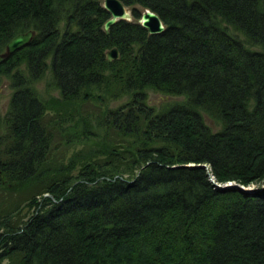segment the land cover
Here are the masks:
<instances>
[{"label": "trees", "instance_id": "16d2710c", "mask_svg": "<svg viewBox=\"0 0 264 264\" xmlns=\"http://www.w3.org/2000/svg\"><path fill=\"white\" fill-rule=\"evenodd\" d=\"M117 1L0 0V263L264 264V0Z\"/></svg>", "mask_w": 264, "mask_h": 264}, {"label": "water", "instance_id": "95a60500", "mask_svg": "<svg viewBox=\"0 0 264 264\" xmlns=\"http://www.w3.org/2000/svg\"><path fill=\"white\" fill-rule=\"evenodd\" d=\"M102 8L109 14V18L104 22L102 30L107 32L109 27H111L115 22L119 20L130 21V13L126 11V8L117 0H102ZM137 23L144 29L147 30L148 34L154 35L159 34L163 31V25L158 19V17L150 12L149 10H143L140 14V18ZM35 33L33 31H27L23 34H18L13 37L4 47V51L0 53V64L3 63L8 57H10L14 52L18 51L20 48L26 46L34 37ZM118 54L116 49H110L105 53V59L108 62L116 60ZM207 169V167H204ZM217 190H231L242 194H251L249 191H245L241 187L236 185H226V186H215Z\"/></svg>", "mask_w": 264, "mask_h": 264}, {"label": "rangeland", "instance_id": "374dc122", "mask_svg": "<svg viewBox=\"0 0 264 264\" xmlns=\"http://www.w3.org/2000/svg\"><path fill=\"white\" fill-rule=\"evenodd\" d=\"M127 11L130 12V9L127 8ZM143 11V10H140ZM141 14V13H140ZM140 18V17H139ZM138 21V20H137ZM43 85H44V81H41L38 85H37V89L42 93L43 98L46 97L45 92L43 91ZM9 89H8V85H7V80L4 78H0V112H4L5 106H6V101L8 99L9 96ZM51 94L54 95L53 92H51ZM181 99L179 97H170V96H164L158 93H154V92H147V103L150 106H154L155 108L157 107H161V106H165V105H170L172 103H176V102H180ZM120 102L115 101L113 104L111 103V105H117ZM88 148H92L91 145H87ZM203 167V166H201ZM206 167V166H204ZM206 171H208L207 169H205ZM209 181L213 184H215V186H226V185H236L238 187H241L242 189H244L245 191H249L250 193H252V189H256L257 186L254 184H250L248 186H241V185H237L233 182H227L224 184H216L215 182H213L212 178L209 176ZM44 197H48L47 194L43 195ZM0 264H7L6 261H3Z\"/></svg>", "mask_w": 264, "mask_h": 264}, {"label": "bare ground", "instance_id": "6f19581e", "mask_svg": "<svg viewBox=\"0 0 264 264\" xmlns=\"http://www.w3.org/2000/svg\"><path fill=\"white\" fill-rule=\"evenodd\" d=\"M124 7V6H123ZM126 8V7H125ZM126 11H127V8H126ZM127 12H129V11H127ZM151 12V11H150ZM130 13V16H131V12H129ZM153 13V12H152ZM159 19V18H158ZM131 20H132V17H131ZM130 20V21H131ZM124 21V20H123ZM161 22V21H160Z\"/></svg>", "mask_w": 264, "mask_h": 264}]
</instances>
